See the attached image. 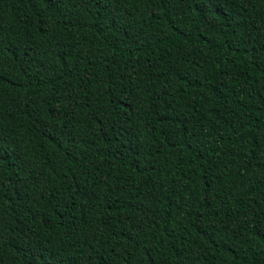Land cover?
I'll return each instance as SVG.
<instances>
[{
  "label": "trees",
  "instance_id": "1",
  "mask_svg": "<svg viewBox=\"0 0 264 264\" xmlns=\"http://www.w3.org/2000/svg\"><path fill=\"white\" fill-rule=\"evenodd\" d=\"M0 264H264V0H0Z\"/></svg>",
  "mask_w": 264,
  "mask_h": 264
}]
</instances>
